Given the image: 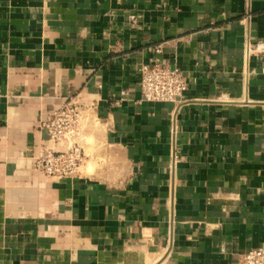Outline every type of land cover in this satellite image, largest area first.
I'll list each match as a JSON object with an SVG mask.
<instances>
[{
  "label": "crops",
  "instance_id": "obj_1",
  "mask_svg": "<svg viewBox=\"0 0 264 264\" xmlns=\"http://www.w3.org/2000/svg\"><path fill=\"white\" fill-rule=\"evenodd\" d=\"M155 62L185 76L180 101L144 100ZM73 99L105 162L42 175V120ZM256 248L264 0H0V264H239Z\"/></svg>",
  "mask_w": 264,
  "mask_h": 264
},
{
  "label": "built area",
  "instance_id": "obj_2",
  "mask_svg": "<svg viewBox=\"0 0 264 264\" xmlns=\"http://www.w3.org/2000/svg\"><path fill=\"white\" fill-rule=\"evenodd\" d=\"M156 51H160L158 47ZM141 91L146 101H180L187 90L185 76L179 68L165 64L145 63L140 67ZM89 108L73 99L55 109L42 126L48 132L51 144L39 156L35 169L48 177H74L81 173L86 162V154L81 140L83 133L90 128ZM177 133L176 122L172 134ZM60 145V146H58ZM239 264H264V250L251 249L245 253Z\"/></svg>",
  "mask_w": 264,
  "mask_h": 264
},
{
  "label": "rangeland",
  "instance_id": "obj_3",
  "mask_svg": "<svg viewBox=\"0 0 264 264\" xmlns=\"http://www.w3.org/2000/svg\"><path fill=\"white\" fill-rule=\"evenodd\" d=\"M88 113L92 116V115H94V113H93V111L92 110H88ZM91 125L90 126H93L92 128L90 127V129L88 130V131H90L89 133H86L87 135H88V138H86V140L87 141H89V140H91V139H94V130H93V128H94V126L96 125V123L95 122H93L92 123V119H91V123H90ZM91 129H92V132H91ZM84 138V137H83ZM89 146H90V149H86V153H88V154H91V152H92V142H89ZM93 153V152H92ZM92 155V154H91ZM87 161V163L86 164H84L83 165V167H82V169H81V172L83 171V172H86V167H90V166H92V168H93V165H92V162L91 161H93L94 160V162H95V166L96 165H98L99 163H104L105 161H104V159L103 158H99L97 161H96V159L93 157V155L91 156V157H88L87 159H86ZM89 160H91V161H89ZM98 161H99V163H98ZM92 171H93V169H92ZM91 171V172H92Z\"/></svg>",
  "mask_w": 264,
  "mask_h": 264
}]
</instances>
